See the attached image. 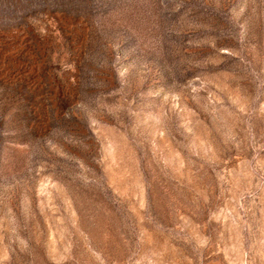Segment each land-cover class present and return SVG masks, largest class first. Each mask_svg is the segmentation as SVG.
<instances>
[{
	"label": "rangeland",
	"instance_id": "obj_1",
	"mask_svg": "<svg viewBox=\"0 0 264 264\" xmlns=\"http://www.w3.org/2000/svg\"><path fill=\"white\" fill-rule=\"evenodd\" d=\"M0 264H264V0H0Z\"/></svg>",
	"mask_w": 264,
	"mask_h": 264
}]
</instances>
